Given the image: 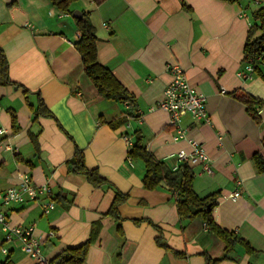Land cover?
I'll use <instances>...</instances> for the list:
<instances>
[{"label": "crops", "instance_id": "0c3cea01", "mask_svg": "<svg viewBox=\"0 0 264 264\" xmlns=\"http://www.w3.org/2000/svg\"><path fill=\"white\" fill-rule=\"evenodd\" d=\"M261 6L264 0L74 3L72 12L79 11L94 28L98 62L134 96L131 104L102 98L84 75L74 48L79 34L72 13L60 12L49 0H0V50L14 83L0 85V191L17 186L20 174L51 189L49 196L5 208L9 225L33 226L47 262L85 243L92 230L96 236L84 264L219 259L225 253L222 239L201 219H181L176 197L164 183L144 188V164L130 161L125 140L133 145L140 132L146 149L171 168L169 156L188 152L192 139L205 148L211 170L189 167L194 192L217 195L214 222L251 250L235 243L216 264H264V171L258 172L254 162L255 154L264 162V79L238 76L251 14ZM171 66L180 67L206 97L210 118L204 123L183 116L186 136L178 140L168 114L156 108ZM260 69L264 72V66ZM239 92L261 101L259 123L232 96ZM40 103L51 116L36 114ZM75 149L106 185L95 188L69 170L66 163ZM237 189L240 196L228 198ZM116 194L126 197L117 207L119 218L108 214ZM49 202L54 209L46 214L43 205ZM7 258L13 264H36L17 239L6 241L0 230V262Z\"/></svg>", "mask_w": 264, "mask_h": 264}, {"label": "trees", "instance_id": "16d2710c", "mask_svg": "<svg viewBox=\"0 0 264 264\" xmlns=\"http://www.w3.org/2000/svg\"><path fill=\"white\" fill-rule=\"evenodd\" d=\"M52 6L63 13H72V6L78 0H49ZM102 0H95L100 3ZM228 4L239 3L241 0H220ZM183 7L190 12V8L183 2ZM252 24L249 27L246 41L243 48V66L250 64L252 66V74L264 79V72L260 66H264V6H261L251 14ZM78 39L74 42V48L81 58L84 75L89 79L96 89L98 95L108 101L129 102L134 104V96L122 86L113 74L101 65L97 60V38L94 33L93 26L83 17L76 20ZM0 85H14L8 77V61L5 54L0 50ZM236 98L245 106L246 113L256 122L259 123L258 110L261 101L251 97L250 95L239 92L233 93ZM43 104L37 107L36 114H44L51 116L46 109L45 113ZM14 121V116H13ZM119 120L118 123H122ZM128 156L131 160L141 161L145 167V174L142 183L145 189L154 190L161 183H164L176 197L177 213L181 219H201L206 226L209 227L225 244V253L219 259H206V264H216L227 258L228 253L232 250L235 243L245 246L248 252H251L248 245L238 240L231 232H227L214 222L212 211L215 207L216 194H210L199 197L193 190L192 181L193 174L187 165H182L177 171H171L163 162L157 160L143 144V138L140 132H135V142L133 143ZM254 162L258 172L264 171V162L258 154L254 155ZM70 171L83 175L88 183L100 188L107 184L95 170H89L84 165L83 154L79 149H75L73 157L67 161ZM124 195L116 194L110 209L109 215L118 217L117 207L124 202ZM96 232L92 230L88 240L82 245L74 248H66L56 255L46 264H84L88 248L94 242ZM0 264H13L10 258L1 261Z\"/></svg>", "mask_w": 264, "mask_h": 264}, {"label": "built area", "instance_id": "2783aa9c", "mask_svg": "<svg viewBox=\"0 0 264 264\" xmlns=\"http://www.w3.org/2000/svg\"><path fill=\"white\" fill-rule=\"evenodd\" d=\"M168 70L170 80L166 84L162 99L156 108L168 114V125L175 131L174 140L184 139L186 136L185 130L180 124L183 116L188 114L196 121L209 123L210 118L206 109V97L189 84L184 71L180 67L171 66ZM251 74L252 66L250 64H245L238 72V76L244 80L251 78ZM3 133L4 131L0 129V134ZM125 140L128 147L131 148V141L128 138H125ZM188 144L190 146L188 152L180 150L169 156V158L174 159V164L170 168L171 171H177L182 165H187L188 167L200 165L203 171L210 173L209 158L203 145L192 139L188 140ZM19 179L20 182L17 186L0 191V230L4 233L6 241L13 238L17 239L22 252L36 264H46L47 260L42 253V240L34 234V227L10 226L4 215V209L11 205L35 201L40 197L49 196L51 195V189L47 185H35L31 178L25 174H20ZM240 184L241 182H238V185ZM239 196L240 190L237 189L230 193L228 198L237 199ZM53 209V202L43 205V212L46 214ZM49 236H53V233L50 232ZM1 251L4 254L7 253L6 249Z\"/></svg>", "mask_w": 264, "mask_h": 264}, {"label": "water", "instance_id": "95a60500", "mask_svg": "<svg viewBox=\"0 0 264 264\" xmlns=\"http://www.w3.org/2000/svg\"><path fill=\"white\" fill-rule=\"evenodd\" d=\"M72 17H74L76 19H82L83 18L82 14L79 11H77V10L72 12Z\"/></svg>", "mask_w": 264, "mask_h": 264}]
</instances>
